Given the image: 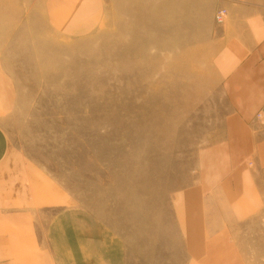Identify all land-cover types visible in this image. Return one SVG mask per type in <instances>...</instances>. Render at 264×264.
Returning <instances> with one entry per match:
<instances>
[{
    "label": "rangeland",
    "instance_id": "374dc122",
    "mask_svg": "<svg viewBox=\"0 0 264 264\" xmlns=\"http://www.w3.org/2000/svg\"><path fill=\"white\" fill-rule=\"evenodd\" d=\"M155 2L140 26L109 0L92 26L67 37L46 28L45 38L8 48L17 87L10 133L29 199L39 201L33 210L76 211L78 236L110 243L125 264L180 261L175 196L197 181L199 153L227 142L215 48L191 38L203 36L208 10L190 21L182 0L171 10ZM225 14L218 8L214 24ZM252 246L246 257L264 264V234Z\"/></svg>",
    "mask_w": 264,
    "mask_h": 264
},
{
    "label": "crops",
    "instance_id": "0c3cea01",
    "mask_svg": "<svg viewBox=\"0 0 264 264\" xmlns=\"http://www.w3.org/2000/svg\"><path fill=\"white\" fill-rule=\"evenodd\" d=\"M106 1L0 0V264H125L110 243H94L91 234L78 236L76 211L33 210L39 201L29 199L36 195L22 182L10 133L17 90L7 62L13 58L11 43L45 38L46 28L70 36L92 26L94 13L100 15ZM111 1L118 11L128 12L134 26L141 25L140 13L157 10L151 6L155 0ZM165 3L173 9V0ZM181 3V11L192 12L190 21L202 10L205 18L208 10L203 36L191 38H210L215 48L212 67L225 101L221 122L227 142L199 153L197 181L175 196L185 230L176 264H253L244 251L252 250L253 234H264V117L256 119L264 110V0ZM218 8L226 14L214 24ZM38 217L45 221L37 223Z\"/></svg>",
    "mask_w": 264,
    "mask_h": 264
},
{
    "label": "built area",
    "instance_id": "2783aa9c",
    "mask_svg": "<svg viewBox=\"0 0 264 264\" xmlns=\"http://www.w3.org/2000/svg\"><path fill=\"white\" fill-rule=\"evenodd\" d=\"M223 13H224L223 10L218 11V12L216 13V15H215L216 19H217V20H220V19H221V16L223 15ZM263 113H264V112H261V113L258 114L259 119L263 118Z\"/></svg>",
    "mask_w": 264,
    "mask_h": 264
}]
</instances>
